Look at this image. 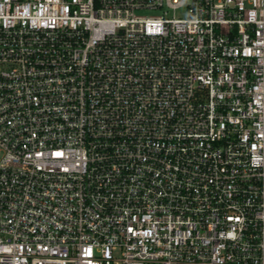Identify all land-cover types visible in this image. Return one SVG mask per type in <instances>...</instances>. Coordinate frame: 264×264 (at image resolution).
Returning <instances> with one entry per match:
<instances>
[{"label": "built area", "instance_id": "1", "mask_svg": "<svg viewBox=\"0 0 264 264\" xmlns=\"http://www.w3.org/2000/svg\"><path fill=\"white\" fill-rule=\"evenodd\" d=\"M0 264H264V0H0Z\"/></svg>", "mask_w": 264, "mask_h": 264}, {"label": "rangeland", "instance_id": "2", "mask_svg": "<svg viewBox=\"0 0 264 264\" xmlns=\"http://www.w3.org/2000/svg\"><path fill=\"white\" fill-rule=\"evenodd\" d=\"M144 15H154L155 13L152 12H143Z\"/></svg>", "mask_w": 264, "mask_h": 264}]
</instances>
